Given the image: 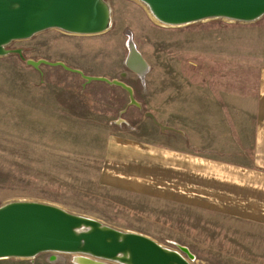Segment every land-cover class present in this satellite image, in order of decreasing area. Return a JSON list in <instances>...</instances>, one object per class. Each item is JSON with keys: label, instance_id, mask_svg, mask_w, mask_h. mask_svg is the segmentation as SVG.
Masks as SVG:
<instances>
[{"label": "rangeland", "instance_id": "374dc122", "mask_svg": "<svg viewBox=\"0 0 264 264\" xmlns=\"http://www.w3.org/2000/svg\"><path fill=\"white\" fill-rule=\"evenodd\" d=\"M105 1L111 23L102 33L51 28L5 46L12 52L0 56V205L14 200L54 204L170 249L184 246L191 264H231L198 239L188 210L115 184L112 150L118 140H136L164 155L174 154L167 148H182L177 154L184 162L192 153L206 157L207 122L197 117L241 115L239 104L251 103L264 15L251 22L213 18L171 26L153 20L140 0ZM128 41L146 62L143 73L126 65ZM26 59L62 61L82 74L119 80L132 94L61 66L34 68ZM230 123L235 135L238 124L251 134L250 120ZM79 256L46 251L32 258H2L0 264H83L76 262Z\"/></svg>", "mask_w": 264, "mask_h": 264}, {"label": "water", "instance_id": "95a60500", "mask_svg": "<svg viewBox=\"0 0 264 264\" xmlns=\"http://www.w3.org/2000/svg\"><path fill=\"white\" fill-rule=\"evenodd\" d=\"M161 24L187 25L225 18L251 22L264 15V0H140ZM111 9L105 0H0V56L11 50L12 40L29 38L46 29L72 34H98L108 29ZM16 53L20 54L17 49ZM61 66L87 81L99 80L129 86L104 76L82 74L62 61L26 59ZM130 102L134 99L130 97ZM82 253L122 264H191L185 247L170 249L156 240L129 230H119L95 218L69 212L57 205L34 200H14L0 205V259L32 258L41 252Z\"/></svg>", "mask_w": 264, "mask_h": 264}, {"label": "crops", "instance_id": "0c3cea01", "mask_svg": "<svg viewBox=\"0 0 264 264\" xmlns=\"http://www.w3.org/2000/svg\"><path fill=\"white\" fill-rule=\"evenodd\" d=\"M262 34V33H261ZM256 53L254 97L240 114H205L209 154L184 162L182 148L164 155L147 142H122L113 148L118 171L115 184L190 212V226L207 250L231 264H264V36ZM247 99V98H246ZM250 120L251 134L230 121ZM229 130L231 134L229 135ZM232 142V143H231ZM193 144V143H192ZM146 146L147 149L144 147ZM165 146V145H159ZM233 146V147H232ZM155 148V147H153ZM194 147L192 146V149ZM111 155V156H112ZM123 188V190H124ZM139 192V193H137ZM149 196V195H147ZM209 263V262H208ZM207 263V264H208ZM218 263V262H217Z\"/></svg>", "mask_w": 264, "mask_h": 264}, {"label": "bare ground", "instance_id": "6f19581e", "mask_svg": "<svg viewBox=\"0 0 264 264\" xmlns=\"http://www.w3.org/2000/svg\"><path fill=\"white\" fill-rule=\"evenodd\" d=\"M145 9L148 15L153 20L157 21V19L151 14L150 10L147 7H145ZM126 65L127 67L132 68L136 73H143L147 67L146 62L142 58L141 54L136 50V48L130 41H128V55L126 58ZM180 247H184V246H180ZM84 255L85 254H83V256H79L78 258H76V262L83 263V264H106L102 261L96 260L97 258L93 259V258L88 257V255H85V256ZM190 258H192V254Z\"/></svg>", "mask_w": 264, "mask_h": 264}]
</instances>
